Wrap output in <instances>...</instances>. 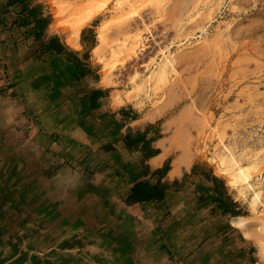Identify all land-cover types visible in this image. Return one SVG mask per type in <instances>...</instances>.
<instances>
[{
    "label": "crops",
    "instance_id": "obj_1",
    "mask_svg": "<svg viewBox=\"0 0 264 264\" xmlns=\"http://www.w3.org/2000/svg\"><path fill=\"white\" fill-rule=\"evenodd\" d=\"M38 12L0 0V232L5 223L18 228L11 241L0 238V264H171V247L194 264H228L203 249L220 230L215 180L185 177L189 168L171 176L174 161L156 172L169 160L165 138L134 141L153 121L138 125L114 107ZM144 180L168 184L165 198L129 201ZM202 205L211 214L187 226ZM183 235L192 239L186 252Z\"/></svg>",
    "mask_w": 264,
    "mask_h": 264
},
{
    "label": "rangeland",
    "instance_id": "obj_2",
    "mask_svg": "<svg viewBox=\"0 0 264 264\" xmlns=\"http://www.w3.org/2000/svg\"><path fill=\"white\" fill-rule=\"evenodd\" d=\"M130 2L118 13L114 0H108L103 11L81 29L75 47L66 42L67 32L54 28V0H33L82 64L89 66L92 77L106 87L107 96L128 99L124 107L131 112L129 120L161 110L150 133L165 138L168 161L181 153L177 146L181 140L187 141L195 161L190 172L215 180L217 192L221 191L218 205L220 195L230 205L212 209L218 213L220 230L204 239L203 249L208 251L220 237L228 264H264V254L257 255V239L243 242V229L228 225L237 214L248 215L254 224L257 218L264 220V205L255 213L246 195L232 187L231 176L215 156L219 147L228 145L244 164L260 161L251 173L262 180L264 193V0ZM124 23L129 26L119 29ZM102 30L105 42L98 37ZM168 55L174 57L175 69L163 79L148 80ZM201 207L192 222L185 221L187 226L211 214L207 206ZM183 236L180 240L186 245L180 248L186 252L192 239ZM171 249L175 252L171 264H193V259ZM245 253H251L249 259Z\"/></svg>",
    "mask_w": 264,
    "mask_h": 264
},
{
    "label": "bare ground",
    "instance_id": "obj_3",
    "mask_svg": "<svg viewBox=\"0 0 264 264\" xmlns=\"http://www.w3.org/2000/svg\"><path fill=\"white\" fill-rule=\"evenodd\" d=\"M107 1L108 0H54L56 5L54 8H57L55 9L54 28L56 30L63 31L64 33L67 32L68 34H64L66 36V42L72 46L78 47L81 29L93 21L97 15L103 11ZM131 4L132 2H130V0H114L113 8L115 11L120 13L125 9V7L131 6ZM128 26L129 23H124L119 29L127 28ZM67 27H70V30H68ZM101 32L102 33L98 36L99 40L105 42L106 33L104 30ZM113 53H116V51ZM173 61L174 57L172 55H168L163 63L153 69L148 80L151 81L165 78L173 71V69H175ZM110 99L114 107H122L128 103L127 98L117 94L111 95ZM160 114H162V112L161 110H158L147 116L138 118L136 123L138 125H146L149 122L154 121ZM17 136L21 137L22 133ZM179 144L180 145L177 146H179L182 151L174 160L171 176L180 174L184 168H191L195 164L188 142L181 140ZM10 151L11 153H15L17 148L11 147ZM0 153L3 157L5 151L0 150ZM167 153L168 150L166 149L164 155H167ZM215 156L219 159V166L231 176L230 184L232 187L245 194L252 210L255 213L259 212L260 206L264 205L263 182L260 178L256 179L254 177L251 173V169L254 164L259 165L260 161H256L255 159L251 161V164H244V159L236 156L233 149L228 145L219 147V149L215 151ZM159 162L160 161H154V164H158ZM250 192L251 195L249 197L248 194H250ZM257 219L258 223L254 224L248 215L237 214L232 216L231 221L235 226L243 229L246 237H254L257 239V255H261L264 254V240L262 239L264 235V220H262V218ZM1 227L5 229V231L0 232V238L11 241L12 238L10 236H12V232H14L13 229H15V227H9L7 223ZM15 230H18V228Z\"/></svg>",
    "mask_w": 264,
    "mask_h": 264
},
{
    "label": "trees",
    "instance_id": "obj_4",
    "mask_svg": "<svg viewBox=\"0 0 264 264\" xmlns=\"http://www.w3.org/2000/svg\"><path fill=\"white\" fill-rule=\"evenodd\" d=\"M17 1H22L23 4H24V8L27 9V10L30 9L29 8L30 1H28V0H13V3L17 2ZM36 13L37 12H35V11H31V15H36ZM76 59L78 60V62L81 65L83 61L79 57H76ZM152 128H153V125L149 126L147 128V130L144 131V132H138V134H137L138 138L134 139L135 144L137 145V144L141 143L142 141H144L145 138L147 137L148 133L151 131ZM170 167H171L170 166V162L168 161L164 165L163 168L158 169L156 172H159L162 175H165L166 172L170 169ZM190 175H197V174H195V173H191V174L187 173L185 175V177L190 176ZM204 176L207 177V178H211L210 176H206V175H204ZM184 183H185V179L182 182H179V181L175 182L176 185H178V184L179 185H184ZM215 186H216L215 190H216V193H217L216 201H218V196H219V194H221V191L218 189L219 192H217V188L218 187H217L216 183H215ZM168 187H169L168 184L162 183V182H159L158 184H151L147 180L140 181V182H137L135 185L132 186V188L130 190V194L128 196V200L132 201V202H144V201H151V200H162V199L165 198L166 191H167ZM229 205H230V202L227 199H224L223 197H221V195H220V204L218 205V208H224L225 206L228 207ZM228 225L231 226L230 222L228 223ZM240 236H241L242 241L245 242L246 238L242 234ZM212 247L215 248V251H216L217 254H221V255L226 256V250L224 249V244H223V239L222 238L219 237L218 241H216V244L214 246H212ZM208 248H210V247H208ZM208 250H210V249H208ZM204 252H207V250L204 249ZM245 254L247 256V259H249L250 256H248V255H250L251 253L250 254L245 253ZM227 256H228V254H227ZM201 258H203V256H201ZM222 259H223L222 256H218L217 260L220 261ZM253 261H254V259H253ZM202 263H196V264H202Z\"/></svg>",
    "mask_w": 264,
    "mask_h": 264
},
{
    "label": "flooded vegetation",
    "instance_id": "obj_5",
    "mask_svg": "<svg viewBox=\"0 0 264 264\" xmlns=\"http://www.w3.org/2000/svg\"><path fill=\"white\" fill-rule=\"evenodd\" d=\"M22 2V1H21ZM23 3V2H22ZM30 5V4H29ZM29 12L31 14V11H35V12H38L39 11V8L37 5H32V6H29Z\"/></svg>",
    "mask_w": 264,
    "mask_h": 264
},
{
    "label": "built area",
    "instance_id": "obj_6",
    "mask_svg": "<svg viewBox=\"0 0 264 264\" xmlns=\"http://www.w3.org/2000/svg\"><path fill=\"white\" fill-rule=\"evenodd\" d=\"M7 77H6V75L4 74V79H6Z\"/></svg>",
    "mask_w": 264,
    "mask_h": 264
}]
</instances>
